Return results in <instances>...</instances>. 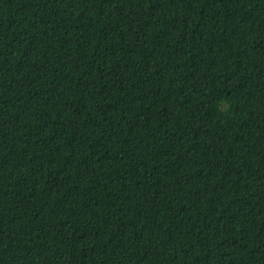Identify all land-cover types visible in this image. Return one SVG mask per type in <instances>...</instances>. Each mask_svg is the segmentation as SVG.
Here are the masks:
<instances>
[{
  "label": "trees",
  "instance_id": "1",
  "mask_svg": "<svg viewBox=\"0 0 264 264\" xmlns=\"http://www.w3.org/2000/svg\"><path fill=\"white\" fill-rule=\"evenodd\" d=\"M0 264H264V0H0Z\"/></svg>",
  "mask_w": 264,
  "mask_h": 264
}]
</instances>
